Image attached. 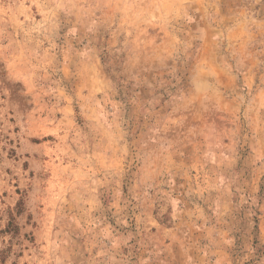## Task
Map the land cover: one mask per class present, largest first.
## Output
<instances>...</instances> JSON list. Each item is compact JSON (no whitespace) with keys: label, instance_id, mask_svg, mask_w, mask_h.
Wrapping results in <instances>:
<instances>
[{"label":"rangeland","instance_id":"374dc122","mask_svg":"<svg viewBox=\"0 0 264 264\" xmlns=\"http://www.w3.org/2000/svg\"><path fill=\"white\" fill-rule=\"evenodd\" d=\"M0 264H264V0H0Z\"/></svg>","mask_w":264,"mask_h":264}]
</instances>
